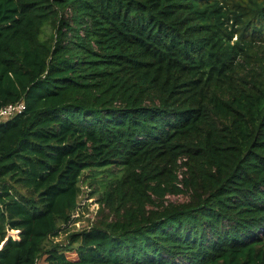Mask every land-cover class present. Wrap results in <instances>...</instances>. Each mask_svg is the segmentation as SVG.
<instances>
[{"label": "trees", "instance_id": "1", "mask_svg": "<svg viewBox=\"0 0 264 264\" xmlns=\"http://www.w3.org/2000/svg\"><path fill=\"white\" fill-rule=\"evenodd\" d=\"M21 100L0 264H264V0H0V108Z\"/></svg>", "mask_w": 264, "mask_h": 264}, {"label": "built area", "instance_id": "2", "mask_svg": "<svg viewBox=\"0 0 264 264\" xmlns=\"http://www.w3.org/2000/svg\"><path fill=\"white\" fill-rule=\"evenodd\" d=\"M26 110V103L24 100L14 102V103H8L0 108V122H5L8 119L12 118L13 116L17 114H21ZM80 206L82 208H86L87 212H83L82 208L78 207L72 215L73 221L71 222V226H76L74 230L80 231L85 228L90 227V219H92L98 212L100 206L99 205H93V203L90 200H84L83 204L80 203ZM85 216L87 218V222L85 225H81L79 222L74 221V219L78 217ZM59 240V239H56Z\"/></svg>", "mask_w": 264, "mask_h": 264}, {"label": "rangeland", "instance_id": "3", "mask_svg": "<svg viewBox=\"0 0 264 264\" xmlns=\"http://www.w3.org/2000/svg\"><path fill=\"white\" fill-rule=\"evenodd\" d=\"M87 174V173H85ZM80 203L83 204L84 200H90L93 205L95 206L96 204L100 206V203L98 201V195H91V187H89L88 184H84L80 186ZM168 199L171 201H183L184 200V196L183 195H168ZM80 208H82V206H80ZM83 212H87L86 208H82ZM74 221L79 222L82 226L86 224L87 222V218L85 216L82 217H78L76 219H74ZM72 231L76 228V226H71ZM67 234L65 232H62L59 236H56V239H59L62 241H65L67 236ZM75 255L74 253H70V256ZM38 264H45L43 259L41 261H39Z\"/></svg>", "mask_w": 264, "mask_h": 264}]
</instances>
